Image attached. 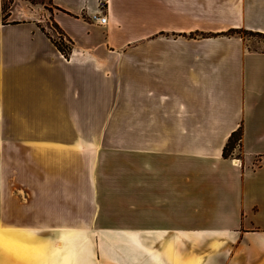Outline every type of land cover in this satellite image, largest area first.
<instances>
[{
    "label": "crops",
    "instance_id": "crops-1",
    "mask_svg": "<svg viewBox=\"0 0 264 264\" xmlns=\"http://www.w3.org/2000/svg\"><path fill=\"white\" fill-rule=\"evenodd\" d=\"M99 3L0 0V264H264V0Z\"/></svg>",
    "mask_w": 264,
    "mask_h": 264
},
{
    "label": "rangeland",
    "instance_id": "rangeland-1",
    "mask_svg": "<svg viewBox=\"0 0 264 264\" xmlns=\"http://www.w3.org/2000/svg\"><path fill=\"white\" fill-rule=\"evenodd\" d=\"M47 2L48 0H3L6 14L5 20L20 18V16H26L23 13L19 15L16 12L20 6H42V4H45ZM240 35L246 38L247 43L252 45L256 49H264V34L255 32H242ZM53 38L55 39V37ZM68 42L69 41L66 40V43ZM35 183L36 182L34 181H30L29 185L24 186V181H3V186L6 192L5 198L12 204V206H17L18 204L27 202L25 200L30 199L28 193L30 192L31 187L34 189ZM34 199L37 200L38 198Z\"/></svg>",
    "mask_w": 264,
    "mask_h": 264
},
{
    "label": "trees",
    "instance_id": "trees-1",
    "mask_svg": "<svg viewBox=\"0 0 264 264\" xmlns=\"http://www.w3.org/2000/svg\"><path fill=\"white\" fill-rule=\"evenodd\" d=\"M3 16H4V19L6 18V14H5V7H4V4H3ZM53 26L55 28H57L58 30H60L55 24H53ZM60 33H62L61 31H59ZM242 32H249V33H252L253 31H249V30H245V29H231L229 30V32H227L226 34H230V33H239L241 34ZM255 33H259V34H263V33H260V32H255ZM63 34V33H62ZM206 34V33H205ZM204 34V35H205ZM206 35H209V34H206ZM52 38V36H50ZM52 40L54 41L55 45L64 53V54H67L69 49H70V43H66L65 39L63 38V36L60 37L59 40L57 39H54L52 38ZM70 41V40H69ZM241 138V130L239 129L238 131L236 132H233L230 139H229V142L226 144V146L224 147V151H223V155L225 157H229L230 156V150L232 151V149L235 147L236 143L238 142V140Z\"/></svg>",
    "mask_w": 264,
    "mask_h": 264
},
{
    "label": "built area",
    "instance_id": "built-area-1",
    "mask_svg": "<svg viewBox=\"0 0 264 264\" xmlns=\"http://www.w3.org/2000/svg\"><path fill=\"white\" fill-rule=\"evenodd\" d=\"M99 6L101 7V10H103L105 6V0H100ZM101 12L94 13L91 15V19L94 22H97L98 24L105 25L107 23V16ZM55 39L59 40L61 35L58 33L56 36H54Z\"/></svg>",
    "mask_w": 264,
    "mask_h": 264
}]
</instances>
